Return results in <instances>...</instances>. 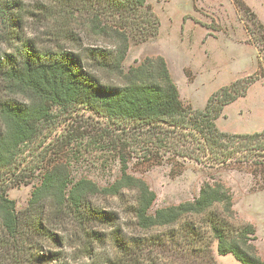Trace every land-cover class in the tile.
<instances>
[{
	"label": "rangeland",
	"instance_id": "rangeland-1",
	"mask_svg": "<svg viewBox=\"0 0 264 264\" xmlns=\"http://www.w3.org/2000/svg\"><path fill=\"white\" fill-rule=\"evenodd\" d=\"M17 1L21 36L40 45L52 46L56 38L51 31L61 24H77L55 0ZM241 2L242 7L234 0H147L159 17V33L148 41H130L124 70L162 55L182 101L199 109L220 87L256 76L246 95L226 105L216 124L233 133L263 131L264 0ZM1 21L0 52L11 53L19 43L7 39L10 35ZM64 42L69 44L60 41ZM111 125L86 107H53L41 135L23 147L12 167L0 169V190L21 212L41 185L43 173L58 164L68 170L69 187L86 179L101 190L110 189L123 175L114 142L117 131ZM128 167L129 174L156 193L150 214L196 199L205 182H222L232 194V208L216 205L210 215L229 221L234 235L253 226L255 234L247 236L264 259V189L251 174L191 160L183 166L149 167L132 158ZM134 197L127 188L120 195L107 190L92 196V205L103 216L85 228L74 226L70 218L56 219L40 231L23 224L12 235L0 224V264H243L230 253L218 252L219 241L207 222L211 216L185 215L171 225L144 228L134 214ZM46 216L54 219L51 212Z\"/></svg>",
	"mask_w": 264,
	"mask_h": 264
},
{
	"label": "trees",
	"instance_id": "trees-1",
	"mask_svg": "<svg viewBox=\"0 0 264 264\" xmlns=\"http://www.w3.org/2000/svg\"><path fill=\"white\" fill-rule=\"evenodd\" d=\"M234 1L243 6L241 0ZM55 2L77 24L64 23L51 31L56 40L50 46L22 37L20 2L0 0L7 39L19 43L11 53L0 52V169L12 167L23 147L41 135L53 107L79 106L92 110L117 131L114 142L123 175L110 189L101 190L86 179L69 187L68 170L54 165L43 173L41 185L21 212L0 190L4 230L16 235L26 224L40 231L67 218L85 228L103 216L92 205V196L107 190L120 195L126 188L135 192L134 214L144 228L171 225L185 215L210 217L216 205L232 208L230 189L215 181L205 182L196 199L150 214L157 196L141 178L128 173L132 158L149 167L183 166L186 160L214 168L231 166L251 174L258 188L264 189V130L233 133L216 124L226 105L245 96L256 76L220 87L210 94L205 108H194L182 101L162 55L147 57L127 71L123 68L131 40L148 41L159 33V17L147 0ZM251 15L257 19L255 13ZM47 212L54 219H47ZM207 222L219 241L220 254L230 253L243 264H264L247 236L255 234L253 226L234 235L226 219L211 216Z\"/></svg>",
	"mask_w": 264,
	"mask_h": 264
}]
</instances>
